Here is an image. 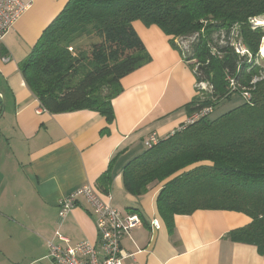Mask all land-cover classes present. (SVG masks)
Returning <instances> with one entry per match:
<instances>
[{"label": "trees", "instance_id": "1", "mask_svg": "<svg viewBox=\"0 0 264 264\" xmlns=\"http://www.w3.org/2000/svg\"><path fill=\"white\" fill-rule=\"evenodd\" d=\"M263 17L264 0H69L20 71L43 111H92L113 123L122 80L151 62L133 23L160 28L196 78L188 118L212 112L131 160L125 190L141 197L161 184L157 209L170 232L176 216L198 210L243 213L251 223L226 239L264 257V68L257 62L264 28L256 25ZM82 38L98 42L75 47ZM234 94L245 103L212 119ZM111 183L108 171L96 186L108 195Z\"/></svg>", "mask_w": 264, "mask_h": 264}, {"label": "crops", "instance_id": "2", "mask_svg": "<svg viewBox=\"0 0 264 264\" xmlns=\"http://www.w3.org/2000/svg\"><path fill=\"white\" fill-rule=\"evenodd\" d=\"M22 1L31 7L0 42V107L4 101L6 110L0 128V264H53L49 240L64 247L98 245L96 215L84 197L64 220L59 217L62 199L86 185L123 214L141 216L143 224L122 238L123 264H264L256 247L226 239L251 223L247 215L198 210L176 216L170 232L157 209L161 184L141 197L125 190L123 170L146 151L145 139L172 135L188 119L185 106L197 95L194 72L170 37L157 26L133 23L151 62L122 80L123 92L112 101L113 123L92 111L52 115L27 87L20 64L69 0ZM97 42L82 38L75 47ZM108 171L106 195L96 183ZM58 227L67 241L53 239Z\"/></svg>", "mask_w": 264, "mask_h": 264}, {"label": "built area", "instance_id": "3", "mask_svg": "<svg viewBox=\"0 0 264 264\" xmlns=\"http://www.w3.org/2000/svg\"><path fill=\"white\" fill-rule=\"evenodd\" d=\"M30 7L31 2L0 0V42ZM70 50L73 51V48ZM237 51L244 53L240 46H237ZM9 60L10 58L7 57L3 59L4 62ZM203 86L206 87L205 85L201 87ZM243 96L247 100L250 99L247 93ZM211 112V108H208L193 115L178 130L185 129L188 125L195 123L201 117L208 116ZM159 141L160 138L157 134L152 133L145 139L144 146L146 150H150L157 146ZM80 197H84L94 209L99 243L95 245L90 241H83L75 246L64 247L55 244L53 240H49L47 241L49 259L53 264H123L127 255L121 248L122 238L143 224L141 216L135 212L123 214L122 211L112 205L111 199L107 202L104 201L93 186L86 185L62 199L59 212L60 220H64L72 212ZM152 227L159 230L160 222L154 221ZM55 239L67 241L59 231L55 233Z\"/></svg>", "mask_w": 264, "mask_h": 264}, {"label": "rangeland", "instance_id": "4", "mask_svg": "<svg viewBox=\"0 0 264 264\" xmlns=\"http://www.w3.org/2000/svg\"><path fill=\"white\" fill-rule=\"evenodd\" d=\"M263 19H264V17H263V18H260V19H257V23H256V25L260 26V25H259V21H261V20H263ZM261 27L264 28V26H261ZM179 43L182 44L184 50H186V48H187V46H188V42H186V41H184V40H183V41L180 40ZM263 44H264V40H263ZM263 44H262V45H263ZM89 46H90V45H89ZM89 46H85V47H81V48H82L83 50H86V49L89 48ZM261 50H262V47H261ZM261 50H260V54H259L260 56L258 57L257 62H258V64H259L260 66H262V67L264 68V56H263V54H261ZM200 88H201V90H204V91L207 90V88L204 87V86H203V87H200ZM205 88H206V89H205ZM244 103H245V100H244V98H243L240 94H234L230 99L225 100V101H222V102L217 106V109L215 110V113L212 115L211 118H212V119H215V118H217V117H220V116H222L223 114H226V113H228L229 111H231V110H233V109H235V108H237V107L243 105ZM0 110H1V112H0V128L2 129V128H4V125H5V120H3L2 115L5 114V111H6V110H3L2 107H0ZM2 139H4V135L0 134V145H3V144H2ZM57 231L60 232V228H59V227H58V228L56 229V231L54 232V238H53V239H55V233H56ZM57 240H59V239H57Z\"/></svg>", "mask_w": 264, "mask_h": 264}, {"label": "bare ground", "instance_id": "5", "mask_svg": "<svg viewBox=\"0 0 264 264\" xmlns=\"http://www.w3.org/2000/svg\"><path fill=\"white\" fill-rule=\"evenodd\" d=\"M259 24H260V26H264V19L261 20V21H259ZM261 52H262V54H263V56H264V44L262 45V50H261Z\"/></svg>", "mask_w": 264, "mask_h": 264}, {"label": "water", "instance_id": "6", "mask_svg": "<svg viewBox=\"0 0 264 264\" xmlns=\"http://www.w3.org/2000/svg\"><path fill=\"white\" fill-rule=\"evenodd\" d=\"M0 96L2 97V99H3V96H2V94L0 93ZM5 102L3 101V110H5Z\"/></svg>", "mask_w": 264, "mask_h": 264}]
</instances>
